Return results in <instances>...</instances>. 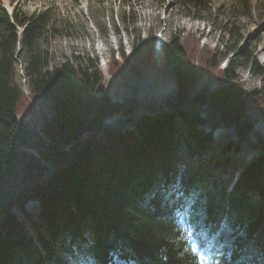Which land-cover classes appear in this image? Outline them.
Here are the masks:
<instances>
[{
    "label": "trees",
    "instance_id": "16d2710c",
    "mask_svg": "<svg viewBox=\"0 0 264 264\" xmlns=\"http://www.w3.org/2000/svg\"><path fill=\"white\" fill-rule=\"evenodd\" d=\"M16 11L0 0V264L205 262L188 245L210 264H264V92L243 90L235 61L215 74L216 53L173 35L157 65L155 37H137L104 82L97 57L49 69L35 43L49 12ZM227 170L238 177L218 187Z\"/></svg>",
    "mask_w": 264,
    "mask_h": 264
},
{
    "label": "rangeland",
    "instance_id": "374dc122",
    "mask_svg": "<svg viewBox=\"0 0 264 264\" xmlns=\"http://www.w3.org/2000/svg\"><path fill=\"white\" fill-rule=\"evenodd\" d=\"M250 1L253 4L251 10H243L239 0H206L204 9L182 6L173 0H13L9 2V8L3 0V6L7 10L16 8V12L26 17L49 12L48 28L35 41L40 50L47 52L49 69L66 62L75 67L77 62L74 57H97L99 67L105 64L101 68L103 81L112 83L116 67L111 63L110 53H115L114 60L121 61V66L124 61L118 56L120 48L129 55L137 37L146 39L153 35L155 47L159 49L173 35L180 36L181 40L191 35L199 38V50L208 47L221 61L215 74L229 67L233 60V73L243 90L264 92V0ZM21 51L23 49L17 43L15 80L29 98ZM244 54L256 60L261 73L256 72L251 61L240 59L239 55ZM162 60L161 48L155 54L156 64L159 65ZM203 128L210 130L207 125ZM218 133L219 130H214L213 136L217 137ZM179 154L188 158L185 147ZM204 158L206 155L191 158L193 174L199 168L198 162H203ZM210 167H206L205 174L210 172ZM230 174L233 175L231 179ZM214 175L218 187H231L238 177L228 170L226 173L215 172ZM66 261L62 258L63 263ZM113 263L122 264L116 260Z\"/></svg>",
    "mask_w": 264,
    "mask_h": 264
}]
</instances>
